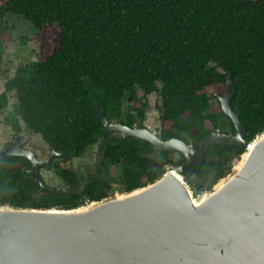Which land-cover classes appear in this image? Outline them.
Instances as JSON below:
<instances>
[{
  "label": "trees",
  "instance_id": "obj_1",
  "mask_svg": "<svg viewBox=\"0 0 264 264\" xmlns=\"http://www.w3.org/2000/svg\"><path fill=\"white\" fill-rule=\"evenodd\" d=\"M0 7L30 21L40 47L6 87L27 125L73 156L104 134L96 101L111 122L144 126L149 96L158 93L164 138L195 142L225 131L217 98L227 92L229 75L247 138L264 130V0H0ZM102 142L105 157L122 166L127 191L158 177L155 167L185 161L135 137ZM243 151L212 145L186 177L195 195L227 175ZM0 203L71 208L85 202L78 194L37 198L27 178L0 165Z\"/></svg>",
  "mask_w": 264,
  "mask_h": 264
},
{
  "label": "water",
  "instance_id": "obj_2",
  "mask_svg": "<svg viewBox=\"0 0 264 264\" xmlns=\"http://www.w3.org/2000/svg\"><path fill=\"white\" fill-rule=\"evenodd\" d=\"M220 108L235 132L211 130L198 141L164 138L149 126L111 122L101 101L100 141L117 134L149 142L185 161L167 163L159 176L132 190L76 207H22L0 203V264H264V130L247 138L232 106L236 85L229 75ZM241 146L231 171L211 189L195 195L192 175L210 147ZM56 143H51L53 152ZM54 153L48 160L50 162ZM30 172L41 194L48 187L33 158ZM80 192L79 189H72Z\"/></svg>",
  "mask_w": 264,
  "mask_h": 264
},
{
  "label": "flooded vegetation",
  "instance_id": "obj_3",
  "mask_svg": "<svg viewBox=\"0 0 264 264\" xmlns=\"http://www.w3.org/2000/svg\"><path fill=\"white\" fill-rule=\"evenodd\" d=\"M4 51L5 45L0 52V165H6L7 168L13 169L14 173L21 175L23 181L24 178H27L33 194L37 198L54 195L58 199H63L78 194L86 203L127 191L124 186L120 190L115 187L117 183L110 173L114 170L117 175V167L122 166L117 165V161L112 162L105 157V148L100 140L87 147L78 156H73L61 150L59 146L53 152L51 142L27 125L16 104L14 91L6 87V82L11 77L2 82ZM4 100L6 101L4 102ZM134 125L138 126V124ZM144 126H146L145 123ZM225 131L233 130L230 128ZM59 152L65 155H55L50 165H48L49 158L54 153ZM33 158L40 164V174L44 183L57 192L41 194L39 180L30 173L34 169ZM159 170L156 167L153 169L156 174H159ZM120 177L122 178L121 175ZM74 188L79 189L80 192H74L72 190ZM103 193H107V195L102 196ZM64 205L65 203H58L53 206L62 207Z\"/></svg>",
  "mask_w": 264,
  "mask_h": 264
},
{
  "label": "rangeland",
  "instance_id": "obj_4",
  "mask_svg": "<svg viewBox=\"0 0 264 264\" xmlns=\"http://www.w3.org/2000/svg\"><path fill=\"white\" fill-rule=\"evenodd\" d=\"M34 25L26 20L22 15L6 11L0 7V50L5 45L4 63H3V76L2 82L6 81L8 77H13L15 68L20 64H26L36 58L39 50V42L35 38ZM11 39L8 40L7 36ZM8 36V37H9ZM24 36V39L21 38ZM8 40V41H7ZM224 95V94H219ZM218 102L219 99L217 98ZM150 109L147 111V116L144 121L146 126L152 130L161 131V113L159 111L160 97L158 93H153L149 96ZM220 103V102H219ZM219 120L222 122V129L229 130L231 128L230 121L224 116L219 114ZM220 157L213 156L214 161H218ZM236 158L233 165L237 162ZM113 180L117 183L115 187L118 190L122 187V169L117 167V175L112 170L110 173Z\"/></svg>",
  "mask_w": 264,
  "mask_h": 264
}]
</instances>
